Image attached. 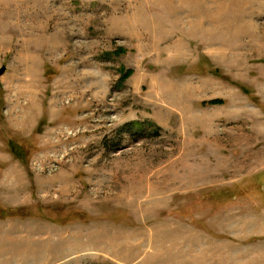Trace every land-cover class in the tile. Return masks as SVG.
<instances>
[{
	"label": "rangeland",
	"instance_id": "rangeland-1",
	"mask_svg": "<svg viewBox=\"0 0 264 264\" xmlns=\"http://www.w3.org/2000/svg\"><path fill=\"white\" fill-rule=\"evenodd\" d=\"M2 66L0 264H264V0H0Z\"/></svg>",
	"mask_w": 264,
	"mask_h": 264
},
{
	"label": "trees",
	"instance_id": "trees-1",
	"mask_svg": "<svg viewBox=\"0 0 264 264\" xmlns=\"http://www.w3.org/2000/svg\"><path fill=\"white\" fill-rule=\"evenodd\" d=\"M120 73H121V75H122V77H123V79H125V77H126V73L124 72V68L122 67V68H120ZM216 102H221L220 100H218V101H211V103H216ZM136 125H138L139 126V123H136ZM128 127H130L131 128V125H129ZM23 161H25V160H23ZM26 162V161H25ZM17 210H20L19 208L18 209H16V208H12V209H10V211L11 212H16Z\"/></svg>",
	"mask_w": 264,
	"mask_h": 264
},
{
	"label": "water",
	"instance_id": "water-1",
	"mask_svg": "<svg viewBox=\"0 0 264 264\" xmlns=\"http://www.w3.org/2000/svg\"><path fill=\"white\" fill-rule=\"evenodd\" d=\"M6 70H7V67L6 66H2L0 68V77L4 75V73L6 72Z\"/></svg>",
	"mask_w": 264,
	"mask_h": 264
}]
</instances>
